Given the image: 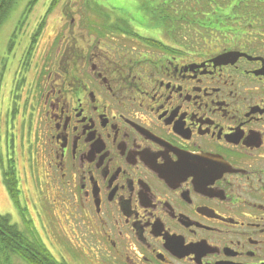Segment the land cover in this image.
Listing matches in <instances>:
<instances>
[{"label": "flooded vegetation", "instance_id": "1", "mask_svg": "<svg viewBox=\"0 0 264 264\" xmlns=\"http://www.w3.org/2000/svg\"><path fill=\"white\" fill-rule=\"evenodd\" d=\"M245 5L231 23L264 20ZM110 6L38 26L21 54L0 264H264V33H168Z\"/></svg>", "mask_w": 264, "mask_h": 264}, {"label": "rangeland", "instance_id": "2", "mask_svg": "<svg viewBox=\"0 0 264 264\" xmlns=\"http://www.w3.org/2000/svg\"><path fill=\"white\" fill-rule=\"evenodd\" d=\"M178 1V0H175ZM174 0H16L13 4L12 8L10 9L8 15L6 16V19L2 24H0V152L3 154V158L5 155H7L8 152H10L7 146V140L12 139V137L17 138L19 136L18 131L19 127L17 126V121L20 119L21 115H18L16 119L9 111V105H7V102L13 103L14 96H16V90L12 87L14 82H21V84L24 82L22 76L25 74V71H23L24 65L20 64V57L21 54L24 52V50L27 48V46L30 45L31 39L33 36V33L37 31V28L39 26V22L44 19V28L41 32L42 35L46 33L47 30L53 32L55 30H63L65 27L68 28V26L71 24L70 19L73 18H87V19H95L97 18H106L105 14L102 13V9L104 8H111L110 3L116 2V3H122L125 4L127 7L123 9L124 12H121L119 15L122 17L131 18L134 11L138 12V15L142 19V25L147 28H154L156 26L157 20L154 19L152 11L155 12L156 9H158L162 4L165 3H172L175 4ZM190 2L189 0H184V4L186 2ZM242 1V4H244V8H246L245 4L247 5V8H249L252 12H257L255 10H252L253 6H260L255 5L256 2L253 0H238ZM243 1L245 3H243ZM234 2H237V0H232L230 2V6L234 4ZM241 4V5H242ZM263 4V3H262ZM227 5V6H228ZM264 5V4H263ZM261 5V6H263ZM219 6V5H218ZM115 7V6H113ZM102 8V9H101ZM216 11H218L216 9ZM263 11V10H262ZM261 11V12H262ZM226 14L224 16L221 14ZM219 14L212 15L213 21H218V25H214L215 27H219L220 25L223 26V28H229L228 30H225L223 33H231V34H241L244 33V29L247 28V32L255 33L256 29L258 27H252L245 22L240 23H231L230 19L235 18V13H233L232 9L227 7L226 9H222ZM260 12V11H258ZM156 14V13H155ZM262 14V13H261ZM232 16V17H229ZM258 15V14H256ZM114 16L116 14H113L109 17L110 21H114ZM261 18V17H260ZM206 19V17L204 18ZM264 22V21H262ZM76 23V21H75ZM230 24L232 25L231 27ZM233 30H232V29ZM264 26L262 25L263 29ZM219 31L222 30V28H217ZM258 29V30H261ZM47 31V32H49ZM211 28H203L204 33L211 32ZM216 33H220L214 29ZM235 31V32H234ZM237 31V32H236ZM39 34V32H38ZM50 35L47 34L46 36ZM41 34L39 35V37ZM38 37V39H39ZM12 40L14 42L12 49L10 52L7 49V45L9 41ZM41 41V40H40ZM35 43V41H34ZM40 43V42H39ZM6 53L5 56H3ZM6 61V64L5 62ZM24 87V86H23ZM19 92V90H18ZM7 95V96H5ZM10 98V99H9ZM17 136V137H16ZM16 143H18V140H16ZM12 148V145L10 146ZM23 175L22 166L17 170V175ZM20 186V187H19ZM17 186L19 190H21V185ZM18 190V191H19ZM21 192V191H19ZM9 194L6 192H3L2 187V177L0 173V210L2 212H10L13 214L17 210L16 203L13 202L15 199L12 197L6 196ZM20 198V194H19ZM13 199V200H12ZM31 201V207H27L28 211L31 210L34 212L36 221L43 220V217L41 213L43 214L42 207L39 204V200L34 197V199ZM25 201L23 200L22 203ZM41 212V213H40ZM29 215H31V212L29 211ZM15 225V224H13ZM12 225V226H13ZM28 225V224H26Z\"/></svg>", "mask_w": 264, "mask_h": 264}, {"label": "trees", "instance_id": "3", "mask_svg": "<svg viewBox=\"0 0 264 264\" xmlns=\"http://www.w3.org/2000/svg\"><path fill=\"white\" fill-rule=\"evenodd\" d=\"M16 0H0V24H2L4 22V20L6 19V16L8 15L10 9L12 8L13 4L15 3ZM35 1V0H33ZM175 1V0H174ZM184 0H178L175 1V4L172 3H168V4H162V6H160L158 9H156L155 12L154 10L152 11L153 13V18L157 20L156 22V26L155 27H161L163 28L166 32L168 33H172L175 30H177V32H180V28L181 25L179 23L177 24H173V19H180L182 17H186L188 19L191 18H213L212 15H215L216 13L219 14L222 9H226L227 7H229L230 9H232L233 13H235V16H238V12H243L245 10L244 8V4H242V1L237 0V2H234V4L232 6L228 5L230 4V2L232 0H189L190 2H186L184 4L183 2ZM256 3H259L261 5L264 4V0H253ZM243 3H245L243 1ZM263 3V4H262ZM242 4V5H241ZM219 5V6H218ZM228 5V6H227ZM253 6L252 10L255 11H264V5L263 6ZM173 6H177L178 10L177 12L174 14L173 11L174 9H172ZM216 9L218 11H216ZM156 13V14H155ZM221 14H223L221 12ZM220 15V14H219ZM226 14L220 15V16H224ZM229 17H232L229 15ZM252 17H256V18H260L264 19V13L262 14H253ZM45 19V18H44ZM44 19H42L41 22H39V29H41L44 26ZM171 21V22H169ZM264 21V20H263ZM262 25L264 26V22L259 21L258 23H253L251 24V28L252 27H258V29L262 28ZM187 32H195L194 27L189 26V24L187 23ZM232 25L230 24L229 27H231ZM211 27V26H210ZM205 28V27H204ZM217 28H222L221 31H219ZM211 29H216V31L223 33L225 32V30H228L227 28H223V26H219V27H211ZM232 29V28H231ZM256 29V31H254L256 34H261L264 33V28L261 30ZM233 30V29H232ZM235 32V31H234ZM237 32V31H236ZM9 160V164L10 166L8 168L4 169V180L6 182V184L9 187V190L11 192L12 197L17 201V197H18V190L15 187L16 185H18V175H17V168L16 165L14 164V160L12 158L8 159ZM13 227H15V225H13ZM15 231V230H14ZM14 233V232H12ZM47 256V255H46Z\"/></svg>", "mask_w": 264, "mask_h": 264}]
</instances>
